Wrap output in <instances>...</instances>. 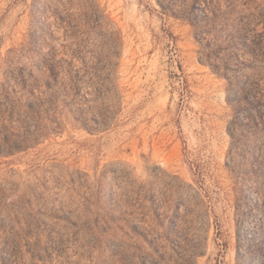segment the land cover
<instances>
[{
    "label": "rangeland",
    "instance_id": "obj_1",
    "mask_svg": "<svg viewBox=\"0 0 264 264\" xmlns=\"http://www.w3.org/2000/svg\"><path fill=\"white\" fill-rule=\"evenodd\" d=\"M37 1L0 0V111L46 106L0 116V264H264V0H98L87 101Z\"/></svg>",
    "mask_w": 264,
    "mask_h": 264
},
{
    "label": "trees",
    "instance_id": "obj_2",
    "mask_svg": "<svg viewBox=\"0 0 264 264\" xmlns=\"http://www.w3.org/2000/svg\"><path fill=\"white\" fill-rule=\"evenodd\" d=\"M36 10L44 18V23L48 24L49 18L53 17L57 24V27L64 29V33L67 39L72 41V46L74 47L71 50V55L75 59H79L84 65L83 68H74L67 71L66 77L67 80L61 84L60 89L64 97H68L69 94H72V99H77L81 97L83 100L87 101L84 96L80 94L81 84H82V72L85 73V67L87 63L85 59L87 54L94 55L92 51L85 45L84 37L88 34L89 31L96 30H110L111 35L107 39V45L109 47L108 51L112 58H115L117 55V48L119 47V36L114 31V27L107 18L105 12L100 8L98 0H38L36 3ZM51 15V17L48 16ZM99 59L100 54H97ZM43 59V69L37 67L38 74L41 77L42 82L45 83L47 89H51L49 82L43 78L42 74L44 73V68L46 69V63ZM106 60L101 57L99 62ZM108 64L111 66L112 61L107 60ZM35 78L34 76H31ZM37 80V79H36ZM48 107V106H47ZM46 106H29V113L23 115L16 106H10V108L0 111L1 119L7 122V125H2L3 131H11L9 136H3L2 140L5 143L11 144L12 148L21 149L26 145V143L34 141L39 135L40 128L39 126H34L32 129L29 126L28 122L30 120H40L42 109ZM47 112V111H46ZM105 126V125H103ZM87 127V126H84ZM87 129H90L87 127ZM22 130L23 132H20ZM12 138H15L13 140Z\"/></svg>",
    "mask_w": 264,
    "mask_h": 264
}]
</instances>
